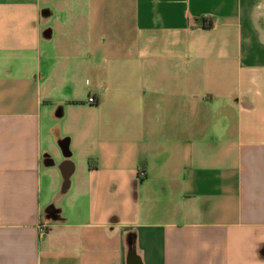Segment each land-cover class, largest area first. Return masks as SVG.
<instances>
[{
    "label": "crops",
    "instance_id": "0c3cea01",
    "mask_svg": "<svg viewBox=\"0 0 264 264\" xmlns=\"http://www.w3.org/2000/svg\"><path fill=\"white\" fill-rule=\"evenodd\" d=\"M134 260L264 264V0H0V264Z\"/></svg>",
    "mask_w": 264,
    "mask_h": 264
},
{
    "label": "water",
    "instance_id": "95a60500",
    "mask_svg": "<svg viewBox=\"0 0 264 264\" xmlns=\"http://www.w3.org/2000/svg\"><path fill=\"white\" fill-rule=\"evenodd\" d=\"M64 154H65L67 157L70 156V152H69V147H68V145H65V146H64ZM65 178L68 179V175H66ZM134 263L137 264V263H139V262H138V260H134Z\"/></svg>",
    "mask_w": 264,
    "mask_h": 264
},
{
    "label": "trees",
    "instance_id": "16d2710c",
    "mask_svg": "<svg viewBox=\"0 0 264 264\" xmlns=\"http://www.w3.org/2000/svg\"><path fill=\"white\" fill-rule=\"evenodd\" d=\"M89 165H90V167L93 169H96L97 168V162L96 161H94V160H90L89 161Z\"/></svg>",
    "mask_w": 264,
    "mask_h": 264
},
{
    "label": "built area",
    "instance_id": "2783aa9c",
    "mask_svg": "<svg viewBox=\"0 0 264 264\" xmlns=\"http://www.w3.org/2000/svg\"><path fill=\"white\" fill-rule=\"evenodd\" d=\"M89 103L90 104H95L96 100L92 97V98L89 99ZM143 175H144V173L142 172L141 176H143Z\"/></svg>",
    "mask_w": 264,
    "mask_h": 264
}]
</instances>
